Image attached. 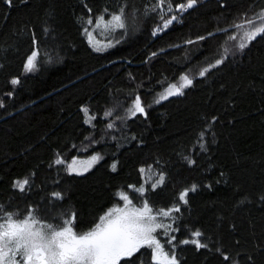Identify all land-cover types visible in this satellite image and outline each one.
<instances>
[{
    "label": "trees",
    "instance_id": "obj_1",
    "mask_svg": "<svg viewBox=\"0 0 264 264\" xmlns=\"http://www.w3.org/2000/svg\"><path fill=\"white\" fill-rule=\"evenodd\" d=\"M184 3L0 0L4 213L74 217L73 229L84 233L120 201V190L154 171L164 182L144 199L157 208L179 203L178 237L200 231L208 245L179 246V264H264V35L241 50L250 27H235L260 24L264 0H198L180 12ZM121 9L125 27L114 44L95 48L85 29ZM33 51L36 67L27 71ZM184 77L192 84L182 94L159 97ZM137 97L145 113L133 116ZM92 153L101 156L92 169L68 171ZM24 180L21 192L15 184ZM193 185L184 203L180 195ZM119 264L159 263L141 249Z\"/></svg>",
    "mask_w": 264,
    "mask_h": 264
},
{
    "label": "snow or ice",
    "instance_id": "obj_2",
    "mask_svg": "<svg viewBox=\"0 0 264 264\" xmlns=\"http://www.w3.org/2000/svg\"><path fill=\"white\" fill-rule=\"evenodd\" d=\"M10 4L11 0H7ZM163 0H161V3ZM198 0H186V3L179 4L177 7L180 12H184L196 5ZM169 11H172L169 4ZM176 17L164 22L163 27L167 28ZM260 24L255 26V21L248 20L245 24L236 25L237 28L250 27V31L244 33L246 42H241L239 48L243 50L258 36L264 35V15L258 17ZM104 22V17L101 15L97 18V27ZM87 23L91 24L89 19ZM111 24L116 28H124L123 9L120 14L113 15ZM108 27L107 24L104 25ZM87 32V29H85ZM88 38L91 41L92 36L89 33ZM233 39L235 37H232ZM37 51H33L27 58L25 68L27 71H33L36 67ZM222 61H217V64ZM201 75H204L202 72ZM184 87L190 86L192 80L184 77ZM12 84H18L19 80H12ZM182 94L181 89H176L175 92L169 90L167 95L161 96V99H166L167 96ZM87 112V108L84 109ZM131 114L135 116L138 112L145 113L144 107L141 105L140 98L137 97L133 108L130 109ZM90 122V121H89ZM203 135V134H201ZM99 157H92L87 162V167H78V162L73 160L68 165V170L71 173L82 175L83 172L95 163ZM63 161L58 159L57 164ZM190 163H194L191 161ZM115 170L116 165H112ZM164 182V177H159V183ZM28 180L21 183H16L15 186L21 191H25ZM155 187V185L153 186ZM196 186L193 185L190 190H185L180 195V199L187 203V195L189 191H195ZM140 191H143L141 189ZM59 196V194H54ZM127 200V197H123ZM172 211H179L175 208L169 211H162V215L168 217ZM151 209L147 204L143 209H114L101 218L94 229L77 234L72 226L73 220L64 222L61 226L56 227L52 224L41 223L34 213L30 210L28 215L22 219H17L14 213H4L0 206V264H119L124 257H131L144 245L154 246L157 253L161 250L159 241L153 235L157 229L167 228V225L156 223V217L151 215ZM194 239L184 240L181 243L194 244L199 248H207L208 245L201 243L200 237L202 233L195 231L192 233ZM174 239V237H173ZM228 259L227 256L224 257ZM167 264H179L175 255H173Z\"/></svg>",
    "mask_w": 264,
    "mask_h": 264
},
{
    "label": "rangeland",
    "instance_id": "obj_3",
    "mask_svg": "<svg viewBox=\"0 0 264 264\" xmlns=\"http://www.w3.org/2000/svg\"><path fill=\"white\" fill-rule=\"evenodd\" d=\"M111 19H112V16L105 18L103 24H101L99 27H97V24H94L93 26L87 29L86 36L88 38V34L89 33L91 34L92 39L90 41L88 38V40L95 48H103V47H107V46L114 44L112 42L113 41L112 37H113L114 32L117 30V28L114 26V24L110 23ZM123 21H124V18H123ZM105 24H107L108 27H105L104 26ZM258 25L259 24L255 26H258ZM184 84H185V80L183 78L180 81V83L178 84L174 83L171 86H169L166 90L160 92L159 97L161 98V96L167 95L169 90H172L173 92H175L176 89H183ZM94 156L99 157V159L101 157L99 153H92V154L85 155V156H78L73 160H76L78 162H83V163H78L77 165L78 167H87V162L90 161L92 157ZM99 159L95 163L92 164V166L88 169V171L97 164ZM72 161H70L69 164H71ZM68 165H67V169H68ZM161 175L162 174L159 172L157 173L154 171H148L146 175L144 174V182L141 185L132 186L131 189L120 190L119 192L120 201L116 203L115 205H113L111 208H109L103 214L101 218L105 217L108 213L113 212L114 209H122V210L127 209L131 211L134 209H143L144 205L147 204L148 208L151 209L150 214L156 217V223H162L164 225H167L168 227L157 229L155 233H153V235L159 241L160 246H161V250L159 251V253L155 251L154 246H149V245H144L139 250L148 249L151 252L153 261L159 264H167V260H169L173 255H175L176 259L179 262L178 248L179 246L184 244V243H181V241H184L187 239L178 237V234H177L178 227L174 224V219H173L174 211H172L171 215L168 217H165L161 214L162 211H169V210L178 208L179 203L169 206V207L157 208V207H154V205H152L149 201H147L143 197L144 192H146L149 187H153L154 185L155 187H157L160 185L159 177ZM141 189H143V191H140ZM125 196L127 197V200L123 198ZM67 221L69 220L64 219L58 222H50L47 220V222H44V223L52 224L53 226L59 227L64 222H67ZM100 221L98 223H100Z\"/></svg>",
    "mask_w": 264,
    "mask_h": 264
},
{
    "label": "flooded vegetation",
    "instance_id": "obj_4",
    "mask_svg": "<svg viewBox=\"0 0 264 264\" xmlns=\"http://www.w3.org/2000/svg\"><path fill=\"white\" fill-rule=\"evenodd\" d=\"M6 213H14V212H6ZM33 213H34V215L36 216V218H37L41 223L47 222V220L43 219L41 215H39V214H37V213H35V212H33ZM14 214H16V218H17V219H22V218H24L25 216L28 215V213H14ZM74 231H75V230H74ZM89 231H90V230H89ZM75 232H76V231H75ZM76 233H77V234H81V233H78V232H76Z\"/></svg>",
    "mask_w": 264,
    "mask_h": 264
}]
</instances>
